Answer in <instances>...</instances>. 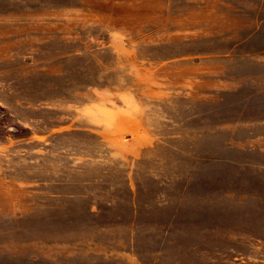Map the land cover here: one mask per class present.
I'll list each match as a JSON object with an SVG mask.
<instances>
[{"label": "rangeland", "instance_id": "rangeland-1", "mask_svg": "<svg viewBox=\"0 0 264 264\" xmlns=\"http://www.w3.org/2000/svg\"><path fill=\"white\" fill-rule=\"evenodd\" d=\"M0 264H264V0H0Z\"/></svg>", "mask_w": 264, "mask_h": 264}]
</instances>
